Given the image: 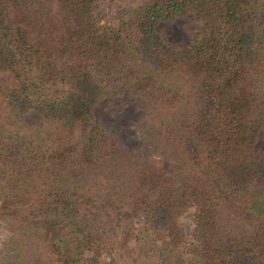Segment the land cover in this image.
Returning <instances> with one entry per match:
<instances>
[{
	"label": "trees",
	"instance_id": "obj_1",
	"mask_svg": "<svg viewBox=\"0 0 264 264\" xmlns=\"http://www.w3.org/2000/svg\"><path fill=\"white\" fill-rule=\"evenodd\" d=\"M102 1L0 0L3 247L16 264H264V0ZM185 14L178 47L158 24ZM123 94L143 109L131 142L92 124Z\"/></svg>",
	"mask_w": 264,
	"mask_h": 264
},
{
	"label": "rangeland",
	"instance_id": "obj_2",
	"mask_svg": "<svg viewBox=\"0 0 264 264\" xmlns=\"http://www.w3.org/2000/svg\"><path fill=\"white\" fill-rule=\"evenodd\" d=\"M106 4L107 1L103 0L97 8L98 13L108 11L113 15L119 16L127 7L126 3L112 5L110 8ZM195 28L196 25L190 20L188 14L179 16L172 21H163L158 24L159 33L178 47L190 43ZM11 83L12 81L8 74L0 71V89L9 86ZM64 88H67L66 84L52 82L44 86V91L48 95H54ZM142 110L141 102L135 96L127 94L104 96L93 106L92 124L100 123L114 131L122 140L131 142L136 138L134 123L140 117ZM253 147L264 150V139L260 135L254 141ZM178 220L184 232L188 233L191 226L188 210L181 214ZM7 233L3 223L0 222V264H16L11 252L2 245V240Z\"/></svg>",
	"mask_w": 264,
	"mask_h": 264
}]
</instances>
